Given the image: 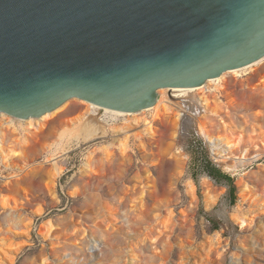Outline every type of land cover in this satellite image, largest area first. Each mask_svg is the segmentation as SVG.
I'll return each instance as SVG.
<instances>
[{
	"label": "rangeland",
	"instance_id": "rangeland-1",
	"mask_svg": "<svg viewBox=\"0 0 264 264\" xmlns=\"http://www.w3.org/2000/svg\"><path fill=\"white\" fill-rule=\"evenodd\" d=\"M210 85L205 95L211 112L197 116L217 137L248 140L250 157L264 152V58L237 72H226ZM180 94L168 92L170 97H188ZM88 103L68 100L33 132L25 130L27 120L5 113L8 118H0L2 158L9 149L19 154L12 167L2 165L1 174L10 183L0 179V199H7L10 206L0 204V264H198L203 245L216 233L220 245L208 264H264L258 253L248 252L256 249V240L258 249L264 248V156L242 169L228 170L213 159L195 119L186 124L179 121L177 130L172 127L178 117L170 122L154 120L152 137L128 134L129 151L123 154L124 135L111 128L124 125L128 116L91 103V114L108 128V134L68 147V136L61 134L78 122ZM192 106L198 110L196 104ZM136 115L142 130L143 119L153 120L155 112L143 110ZM176 131L181 141L174 138ZM178 144L182 156L176 155ZM102 146L112 154L111 160H105ZM57 156L63 167L59 177L54 176ZM205 158L230 175L232 183L211 177ZM189 181L196 188L194 204L187 192ZM147 185L145 200L134 202ZM243 192L255 194L254 200L243 201ZM207 194L216 197L211 207ZM240 205L252 220L250 227L241 228L232 218ZM183 211L189 214L187 225L182 223ZM166 219L175 229L171 245L165 244V236L155 254L150 236L167 226Z\"/></svg>",
	"mask_w": 264,
	"mask_h": 264
},
{
	"label": "water",
	"instance_id": "water-1",
	"mask_svg": "<svg viewBox=\"0 0 264 264\" xmlns=\"http://www.w3.org/2000/svg\"><path fill=\"white\" fill-rule=\"evenodd\" d=\"M264 58V0H0V113L140 112Z\"/></svg>",
	"mask_w": 264,
	"mask_h": 264
},
{
	"label": "bare ground",
	"instance_id": "bare-ground-1",
	"mask_svg": "<svg viewBox=\"0 0 264 264\" xmlns=\"http://www.w3.org/2000/svg\"><path fill=\"white\" fill-rule=\"evenodd\" d=\"M241 69V68H240ZM240 69H235L232 70V72H237ZM221 78V76L219 77ZM219 78L216 79H211L208 80L204 85L199 86V87H192V88H162L160 89L159 92V99L157 103L148 109L145 110H153L155 112L154 119L153 120H147L143 119L145 127L142 130H139V124L141 119L136 115L138 112H123V111H117V110H112L108 108L102 107L106 111H113L122 115L128 116L126 123L122 126H115L111 128L115 133L119 134V136L122 134L124 135L125 142L120 141V147H121V152L124 154L128 150V145L126 143L128 134L133 133L136 137L140 138L142 136V133L148 134V136H153L155 134L154 128H153V121L158 120L160 118H164L167 122H170L172 118L178 117L172 127L177 130V127L180 126L179 121L183 122L186 124L194 122V119L197 121L198 127V133L199 135L204 139L208 147L212 151V156L213 159L218 162L220 165L224 166L228 170H239L244 168L245 166L252 165L254 162L257 160H260L264 156V152L256 154L254 157H250L248 154V148L246 147V143L248 140L245 138H233V137H228V136H215L211 133V131L208 129L205 120L197 116V114H200L202 112L207 113L211 112V107L209 106V101L207 96L205 95L208 90H210L211 85L210 83L212 81H216ZM169 90L176 91V92H181L180 95H184L187 93L188 97H170L168 95ZM193 101L189 103V101ZM87 102V101H86ZM196 104L198 106V110L194 111L193 106L191 107V104ZM93 104V103H91ZM90 102L86 105L85 111L82 113L80 117H78V122L73 123L71 126L65 128L62 132L61 135H67L68 140H67V146L70 147L71 145H80L81 143H88L90 141H93L98 138H103L108 134V128L100 122V120L95 116L92 115L90 112L91 105ZM96 105V104H93ZM98 106V105H96ZM100 107V106H99ZM196 110V109H195ZM141 112V111H140ZM188 112V113H186ZM203 113V114H204ZM49 114V113H48ZM48 114H45L41 118L38 119H33L30 118L26 121V128L25 130L27 132H33V131H38L43 125L45 118L48 116ZM4 117V113H0V118L1 120H6ZM8 118V117H6ZM18 119V118H17ZM22 120V119H21ZM9 121L14 123V119L9 118ZM192 125V124H191ZM33 130V131H32ZM243 136V135H242ZM118 137V135H117ZM241 137V136H240ZM116 138V136H115ZM120 137H118L119 139ZM174 138L176 140H180V136L178 132H174ZM117 139V138H116ZM117 139V140H118ZM115 140V139H114ZM181 141V140H180ZM128 142V141H127ZM66 146V148H67ZM141 147L144 148V145L141 143ZM2 146L0 145V179L5 180L6 185H9L10 181L8 179L10 178H4L1 174L2 172V165H5V167H12L13 165V159L17 157L19 154L15 150L9 149L5 157L2 158L3 151H2ZM105 154V160H111V153L108 151V149L104 146L100 147ZM107 149V150H106ZM4 150V149H3ZM99 150V149H98ZM177 150L178 153L176 155L182 156L183 154V148L180 146V144L177 145ZM242 151L240 155H236V152ZM97 151V149L89 151V157ZM163 159L166 157V155L162 156ZM6 160L4 161V159ZM59 158L60 156H57L54 158V166H55V177H59L62 172H63V167L59 163ZM51 160V159H50ZM87 166L90 169V162H87ZM13 177H18L13 176ZM203 179L206 181L208 180V177L206 175L203 176ZM5 185V186H6ZM148 188L149 185L144 186L141 190V194H139L138 197H136L133 201L135 202L136 199H140V201L145 200V195H146V189ZM187 192L189 196L192 199V203L194 204L197 200V195H196V188L193 183V181H189L187 183ZM255 194H249L243 192V201H246L247 199H252L254 200ZM207 201L209 207L213 206L216 201V197L207 194ZM137 202V201H136ZM0 204L2 205L3 208H9L10 203L7 199L1 198L0 199ZM17 204V203H16ZM155 207V206H154ZM239 212L237 214H233L232 218L234 219L235 222H237L241 228H246L250 227L252 224V220L247 217V215L242 212L241 210V205L238 206L237 209ZM262 213V212H260ZM170 214V213H169ZM173 213H171L172 215ZM173 216V215H172ZM171 216V217H172ZM182 223L183 225H187V220L189 217V214L186 211L182 212ZM167 220V219H166ZM168 221V220H167ZM51 224V223H49ZM171 224L170 219L167 222V226L162 229H158L154 235L150 236V241L152 247L155 249L154 253L157 254V247L158 244L162 241V239L167 236L168 238L165 240V244L167 246L171 245V239H172V234L174 233L175 229L172 227L169 228V225ZM169 225V226H168ZM173 225V224H172ZM49 227V226H48ZM52 226H50L49 229H51ZM26 234V232H25ZM96 242V241H94ZM180 246L182 249H186V246L184 245V242L181 241ZM256 249L251 248L248 249V252L250 254H255L258 253L260 257L264 260V248L262 247L261 249H258L259 243L256 240ZM220 245V238L218 233H216L214 236L209 237L208 241L203 245V249L201 250V253L199 255V262L198 264H208L210 263L209 261L211 260V255L214 253ZM17 251V250H16ZM185 251H184V256H185ZM189 255V254H188ZM258 256V257H259ZM259 257V258H260ZM187 259V258H185ZM258 259V258H257ZM12 260V259H11ZM261 260V259H260ZM12 263V262H11ZM263 263V262H261Z\"/></svg>",
	"mask_w": 264,
	"mask_h": 264
},
{
	"label": "trees",
	"instance_id": "trees-1",
	"mask_svg": "<svg viewBox=\"0 0 264 264\" xmlns=\"http://www.w3.org/2000/svg\"><path fill=\"white\" fill-rule=\"evenodd\" d=\"M205 162H206V171L208 172V174L217 179V180H221V179H226L228 180L230 183H232V177L228 174H226L225 172H223L221 169H219L216 165L213 164L212 161H210L208 158H205ZM233 189V188H232Z\"/></svg>",
	"mask_w": 264,
	"mask_h": 264
}]
</instances>
